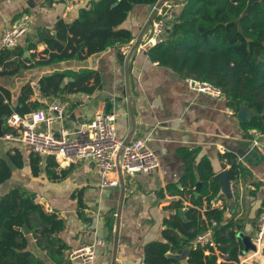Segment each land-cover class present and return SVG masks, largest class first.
I'll return each mask as SVG.
<instances>
[{"label": "crops", "instance_id": "0c3cea01", "mask_svg": "<svg viewBox=\"0 0 264 264\" xmlns=\"http://www.w3.org/2000/svg\"><path fill=\"white\" fill-rule=\"evenodd\" d=\"M89 4L90 0H0V38L22 18L27 19L30 28L21 45L25 44L26 36L35 33L40 26L49 27L55 33V24L59 19L71 22L78 17L79 10ZM148 6L136 5L122 24L134 35V40L126 49L127 57L131 45L136 42L150 17ZM181 7L167 2L159 11L173 18L178 16ZM147 37L148 34L130 59L129 81L126 60L124 63L119 61L115 48L94 53L82 60L70 59L24 70L14 76L0 75V85L11 91L13 102L28 83L34 88L31 100L47 104L46 108L62 100V96L67 97L64 117L50 126L53 132L64 129L71 136L96 112L114 111L118 137L123 141L145 137L160 160L158 168L124 178L125 195L115 250L121 185L116 189H102L99 170L89 158L58 166L60 176L57 179H50L44 169L35 176L30 168L32 152L25 145L0 138V155L6 156L9 150L14 152L15 148H19L25 160L24 167H13L12 177L0 185V196L14 186L36 192L46 210L56 212L65 220L64 229L58 233V237L69 246L64 252L65 258L80 246H94L95 258L92 261H71L72 264H145V244L165 240L162 235V230L166 228L163 221L175 212L170 205L180 197L170 194L166 186L177 182L186 170L179 154L182 147L199 149L196 162L203 156L209 157L216 175L223 170L229 172L231 164L221 158V154L226 152L235 155L233 163H240L249 171L238 181L229 176V191H224L221 184L219 195L211 201L213 207H226L223 223H234L230 230L236 232V240L242 243L243 250L245 245L238 233L242 231L251 236L264 207V135L254 131L245 136L238 113L227 107L223 96L198 92L188 85L186 77L151 61L147 53L150 46ZM45 48V44L39 43L36 51L41 54ZM31 52L28 51L25 56ZM82 68L95 69L100 73L101 87L92 94L45 96L39 89V79L46 74L55 70ZM38 128L46 130L48 127L41 122ZM49 156H42L43 167ZM195 196H198L196 191ZM80 202L85 204L83 211L87 220L79 216ZM206 204L207 200H204V206L200 208L202 213ZM183 205L179 215L188 222L187 208L191 201L185 200ZM111 217L115 219L113 232L107 224V219ZM27 235L30 238L28 248L36 256L47 264H57L47 250L37 244L30 230ZM243 250L240 255L242 264H264V245L247 253ZM182 264H188L187 258L182 260Z\"/></svg>", "mask_w": 264, "mask_h": 264}, {"label": "trees", "instance_id": "16d2710c", "mask_svg": "<svg viewBox=\"0 0 264 264\" xmlns=\"http://www.w3.org/2000/svg\"><path fill=\"white\" fill-rule=\"evenodd\" d=\"M160 0H90L87 7L79 10L78 17L68 22L59 19L55 33L49 27L40 26L35 33L28 34L25 44L13 49L0 47V75L14 76L24 70L48 66L58 62L78 59L115 48L118 59L124 63L127 46L134 40L130 29L122 26L136 5L156 4ZM177 17L156 15L167 29L166 38L147 49L151 61L170 68L183 77L210 82L222 91L228 108L235 113L243 107L254 111L249 120L242 122L245 136L258 131L264 135V0L248 4V0H186ZM46 48L37 53L38 44ZM33 50V51H32ZM26 51H32L25 56ZM70 78L72 80H70ZM101 87L100 73L95 69L55 70L39 79V89L45 96H59L69 93L92 94ZM34 88L24 85L16 102L9 89L0 85V118L5 119L4 131L8 132L7 119L18 113L22 116L33 110L46 108L47 104L31 100ZM66 101L67 97L62 96ZM13 150V149H12ZM199 149L182 147L179 154L186 164V170L177 182L166 186L172 195H179L170 205L175 212L163 223L165 240H153L144 246L145 264H182V260L170 254L182 253L189 248L188 264H242L240 255L243 245L238 242L236 232L230 230L232 221L223 223L226 207H213L211 201L221 190V183L215 178V171L209 157L203 156L196 162ZM222 160L231 164L229 176L238 181L249 171L240 163H233L235 155L221 154ZM39 154H30L32 174L38 176L42 169L50 179L59 178L58 163L53 156L46 159ZM24 156L19 148L0 155V185L12 177L13 167L23 168ZM202 183L198 196L196 185ZM181 185V187L179 186ZM190 200L187 208L188 222L179 215L183 201ZM207 200L205 211L200 208ZM79 216L87 220L85 204L79 203ZM114 217L107 219L113 232ZM211 220L216 221L214 237L220 249L229 253V258L218 262L217 255L193 240L206 229ZM27 226L37 244L57 264H72L65 258L69 246L58 237L64 229L65 220L54 211H48L39 201L36 192L14 186L0 196V264H47L29 248V235L17 227ZM246 264V263H243Z\"/></svg>", "mask_w": 264, "mask_h": 264}, {"label": "built area", "instance_id": "2783aa9c", "mask_svg": "<svg viewBox=\"0 0 264 264\" xmlns=\"http://www.w3.org/2000/svg\"><path fill=\"white\" fill-rule=\"evenodd\" d=\"M158 14H162L159 11ZM26 18H22L7 29L0 38V47L13 49L17 47L29 31ZM167 27L162 20H154V32L148 40L149 45L164 41ZM188 85L198 91L215 97H221L222 91L210 82L201 81L194 77H187ZM68 102L58 100L48 108L32 111L22 116L13 113L7 119L9 131L2 139L25 145L32 153L41 156L52 155L59 166H65L76 159L89 158L97 166L100 173L102 189H116L121 185L120 174L132 176L137 173L149 172L160 166L156 153L149 147L145 137H138L123 141L117 135L114 111L103 110L96 112L87 122L69 135L64 129L53 132L50 126L64 117ZM44 122L47 129L42 130L38 125ZM121 171V173H120ZM213 204V203H212ZM216 221L211 220L206 229L200 232L193 240L195 246L204 247L207 252L213 251L225 261L229 258L228 252L220 249V243L214 237ZM251 240L259 249L264 245V207L259 213L256 227L251 234ZM95 258V249L92 245H83L69 254L72 262L92 261Z\"/></svg>", "mask_w": 264, "mask_h": 264}, {"label": "water", "instance_id": "95a60500", "mask_svg": "<svg viewBox=\"0 0 264 264\" xmlns=\"http://www.w3.org/2000/svg\"><path fill=\"white\" fill-rule=\"evenodd\" d=\"M168 1L171 0H160L158 3H154V4H150L148 6L149 11H150V17L143 29V31L141 32V34L139 35L138 39L136 40V42L134 44L131 45V51L126 59V73H127V79L129 81L130 79V59L133 55V53L135 52V50L137 49V47L141 44L143 38L148 34L147 40H149L154 32V20L155 17L159 11V9L162 7L163 4L167 3ZM174 1H178L179 3H184L186 0H174ZM256 1H260V0H248V4H252ZM168 32L171 31L170 29H167ZM25 55H28V51L25 52ZM71 79V78H70ZM254 114V111L247 108L246 106H243L239 111H238V116L241 119L242 122H246L249 120L250 116ZM4 124H5V119L0 118V138H3L5 131H4ZM121 173V171H120ZM216 179H218L221 184L222 187L224 189V191H229L230 189V179H229V172L226 170L221 171L220 173H218V175L215 176ZM120 179H121V202H120V206H119V210H118V214H117V223H116V230H115V250L117 248L118 245V235H119V230H120V213L122 210V203L124 200V195H125V182H124V176L122 175V173L120 174ZM202 186L201 182H198L196 185V195H198V191L200 190ZM17 229H20L22 231H24L26 234L29 233V229L28 227L25 225L23 227H17ZM238 236L241 237V239L243 240V243L245 245V248L243 250V253H247L250 250H257L256 245L252 242L251 240V236L249 234H246L242 231H240L238 233ZM189 252V248H186L182 253H176V254H170V256L177 258L179 260H184L187 258V254Z\"/></svg>", "mask_w": 264, "mask_h": 264}]
</instances>
